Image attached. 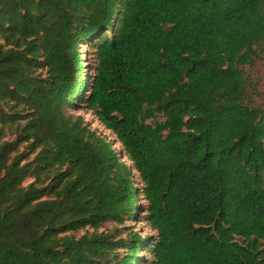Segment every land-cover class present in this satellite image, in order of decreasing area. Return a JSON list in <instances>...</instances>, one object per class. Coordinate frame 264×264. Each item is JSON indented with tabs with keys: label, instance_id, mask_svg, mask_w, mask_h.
I'll return each instance as SVG.
<instances>
[{
	"label": "trees",
	"instance_id": "1",
	"mask_svg": "<svg viewBox=\"0 0 264 264\" xmlns=\"http://www.w3.org/2000/svg\"><path fill=\"white\" fill-rule=\"evenodd\" d=\"M263 53L264 0H0V264H264Z\"/></svg>",
	"mask_w": 264,
	"mask_h": 264
},
{
	"label": "rangeland",
	"instance_id": "2",
	"mask_svg": "<svg viewBox=\"0 0 264 264\" xmlns=\"http://www.w3.org/2000/svg\"><path fill=\"white\" fill-rule=\"evenodd\" d=\"M79 52L82 56V65L84 67L85 74L87 76V79H91L93 76V57L89 55L87 47L86 46H79ZM245 76L249 79V81L255 86L256 91L260 94H262V97L264 98V53L260 54L256 59L253 65L249 66H243L242 67ZM262 97H254V100L257 104H260L264 102V99ZM69 114H73L74 116H81L86 124L92 129L98 132V134H101L109 140H113L114 147L118 152H122L121 145L116 141V138L114 135H112L111 132L107 131L95 118V116L91 112H87L79 107V109L69 108L67 111ZM163 121V118L160 115H157L153 119H149L147 123L155 124V123H161ZM126 161L125 159H123ZM127 165L131 167V163L127 162ZM133 174L135 176L134 182L138 190L140 191V181L138 179V176L135 171H133ZM29 180H27L28 182ZM144 201L142 200L140 194L138 197V205L141 208L140 210H136V218L134 221H126L123 225H117L114 222H108L106 223L99 232H115V230L119 231L115 232L114 234L126 237V230L139 233L143 238L149 239L153 236H155V232L150 228L148 223L145 220L146 213H144ZM84 234V232H80L79 235ZM263 249H264V242ZM139 259L141 260H148V254L145 253L143 250L139 253ZM109 264V263H107Z\"/></svg>",
	"mask_w": 264,
	"mask_h": 264
}]
</instances>
